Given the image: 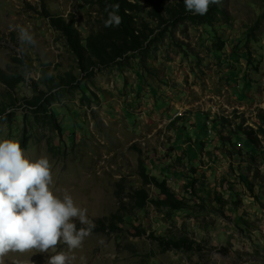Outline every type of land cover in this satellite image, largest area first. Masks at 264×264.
Returning <instances> with one entry per match:
<instances>
[{
  "label": "rangeland",
  "instance_id": "obj_1",
  "mask_svg": "<svg viewBox=\"0 0 264 264\" xmlns=\"http://www.w3.org/2000/svg\"><path fill=\"white\" fill-rule=\"evenodd\" d=\"M124 3L123 35L105 26L108 0H0V141L18 142L30 161L46 157L53 193L69 192L94 225L107 216L119 226L11 264H47L57 252L68 264H187L162 239L187 235L207 253L209 223L254 254L261 233L252 228L264 227V0H221L204 16L184 0ZM52 18L80 32L84 60ZM96 34L108 38L99 44ZM34 85L45 113L31 104ZM182 142L199 144L193 158Z\"/></svg>",
  "mask_w": 264,
  "mask_h": 264
},
{
  "label": "clouds",
  "instance_id": "obj_2",
  "mask_svg": "<svg viewBox=\"0 0 264 264\" xmlns=\"http://www.w3.org/2000/svg\"><path fill=\"white\" fill-rule=\"evenodd\" d=\"M220 3L221 0H184L186 11L199 16ZM120 23L116 11L109 12L105 26L118 27ZM21 34L27 36L24 29ZM52 182L46 157L30 161L18 142L0 141V264L10 252L48 253L61 243L77 249L91 234L95 225L88 219L87 210L78 207L67 191L62 198L56 196L50 188ZM74 221L85 227L78 229ZM68 262L64 252L47 258V264Z\"/></svg>",
  "mask_w": 264,
  "mask_h": 264
},
{
  "label": "crops",
  "instance_id": "obj_3",
  "mask_svg": "<svg viewBox=\"0 0 264 264\" xmlns=\"http://www.w3.org/2000/svg\"><path fill=\"white\" fill-rule=\"evenodd\" d=\"M153 102H155V100ZM163 106L164 107L159 108V109L166 108L165 103ZM170 120L172 121L173 119H170ZM194 122L197 124V126H199L200 124L199 115L194 118ZM197 128L198 127H196V129ZM204 134H205V130L204 132L199 131L198 133H196L195 138H197L198 136H203ZM189 135H191V133H189ZM248 143L251 145H254L252 142L251 143L248 142ZM181 145L184 148H187L188 151L187 153L186 152L185 153L187 157L189 156V158H193L190 156V154L197 152L198 147H199V144L189 143V142H182ZM191 162L193 161L191 160ZM185 164L188 165L189 163H185ZM209 164L212 165V163H200V166L205 165V167L208 168ZM235 216L236 217L238 216L237 213H235ZM236 222L237 223H235V225L241 226L240 221L237 218H236ZM190 225H194L193 227H195V229L200 226L199 224H193V223H191ZM208 226L210 230L208 229L205 232L206 238H203L205 241L204 243L205 247L207 249H210V250H207L208 251L207 253L197 254L196 252L199 249H197L198 244L196 240L188 238L187 235H181V236L178 235L177 240H181L185 238V236L187 238L186 242L188 245L186 249H184V247H181V246L175 247L176 249L185 250V252L188 255V257H185L187 259L186 260L187 264L188 263H191V264H264V227H260L258 225L256 228H252V230L257 229L258 232H260L261 234L259 236V240H255L253 244L251 245V250L254 251V254L249 255L246 252V250L242 249V247L239 245L240 243H238L237 240L234 241V240L227 239V236L225 235V231H227L228 229L226 230V226L224 224L221 227L220 225L212 226V224L209 223ZM241 228H244V226H241ZM250 230L251 228H247V227H245L244 229V231L247 232L248 234L249 232H251ZM170 247H174V246H170ZM244 252H246V254H242Z\"/></svg>",
  "mask_w": 264,
  "mask_h": 264
},
{
  "label": "trees",
  "instance_id": "obj_4",
  "mask_svg": "<svg viewBox=\"0 0 264 264\" xmlns=\"http://www.w3.org/2000/svg\"><path fill=\"white\" fill-rule=\"evenodd\" d=\"M108 2L110 4V6H111L110 7V12L115 10L116 14L119 15L120 18H121L120 26H123V28L125 27L123 35L127 34L128 31L131 30V28L128 27L129 29L128 30L126 29L127 27H126V24H125V22H126L125 17H127V15L124 13L125 10H126L124 0H108ZM115 5H119L118 9H114ZM52 23L54 24V27H56L58 29V31L63 33V35L66 37L67 42H68L67 45L69 46L71 51L78 58L84 60V54L86 53L87 49L81 42L80 32L76 28H74L72 25L66 23L65 21H62L61 19L52 18ZM99 35L100 34L93 35L94 38L91 37V39L96 40L99 44H103V42L107 40L108 35L107 36H99ZM91 39L88 40V45H91ZM92 46H94L93 42H92ZM94 48L96 49L95 46H94ZM34 88H35L36 95H35V98L32 101L33 103H31V104L37 106L40 110H42L45 113L46 112V107H45V105L43 103L44 97L40 93H37L38 87L36 85H34ZM48 114H49V117H50L49 121L51 123H53V125L55 127L60 129V127L58 126V124L55 121L54 113L51 111V112H48ZM258 117L262 121V123L258 127V132H259V135L262 136V143L264 145V110H261L258 113ZM245 133H246L247 138L253 144H255V145L259 144V142H260L259 139L261 137L256 136V135H252V133H250L249 131H246ZM262 147L264 149V146H262ZM156 180L158 182H160L158 179H156ZM164 182H160L161 188L164 189L166 191V193H168V195L170 197H172L173 195L171 193V189L169 187H167ZM142 197L145 198L146 195H143ZM164 204L166 206H169L172 209H180L181 208V206L176 205L175 202H171L170 200H164ZM95 223L96 224H95V227L93 229H101V230L109 229V231H111V232H115V231L119 230L118 222H116L111 217H107V216L100 217V218L96 219ZM77 224H78L77 225L78 229L80 227H85L84 225H81L79 222H77ZM78 226H80V227H78ZM181 240L167 241V240L162 239V243L164 244V247H162V248L167 249L170 246H174V247L182 246V244L184 242H179Z\"/></svg>",
  "mask_w": 264,
  "mask_h": 264
},
{
  "label": "bare ground",
  "instance_id": "obj_5",
  "mask_svg": "<svg viewBox=\"0 0 264 264\" xmlns=\"http://www.w3.org/2000/svg\"><path fill=\"white\" fill-rule=\"evenodd\" d=\"M29 253L30 252L21 254V253L10 252L4 257V262L5 263L7 262V264H11L13 260L14 261H27V259L22 258V257L28 255Z\"/></svg>",
  "mask_w": 264,
  "mask_h": 264
}]
</instances>
